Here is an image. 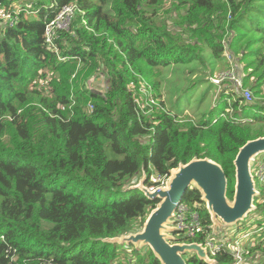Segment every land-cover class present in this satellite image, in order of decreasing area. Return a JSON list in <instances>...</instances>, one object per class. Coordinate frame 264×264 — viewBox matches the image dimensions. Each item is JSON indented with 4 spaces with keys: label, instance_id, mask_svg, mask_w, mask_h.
I'll list each match as a JSON object with an SVG mask.
<instances>
[{
    "label": "trees",
    "instance_id": "16d2710c",
    "mask_svg": "<svg viewBox=\"0 0 264 264\" xmlns=\"http://www.w3.org/2000/svg\"><path fill=\"white\" fill-rule=\"evenodd\" d=\"M166 3L171 10L163 12ZM11 4L0 0V264H160L147 247L105 241L139 231L155 208L158 200L133 188L143 176L150 188L153 176L170 177L194 158L221 166L232 199L238 150L264 137V101L253 99L264 84V0ZM69 5L79 11L67 30L52 26L48 41L47 29ZM238 53L250 103L217 93L209 81L217 65L239 71L232 68ZM167 68L175 71L171 90L161 81ZM101 76L105 93L90 82ZM253 76L257 83L248 87ZM202 81L216 89L212 109L222 111L194 120L177 104ZM254 107L262 113L243 117ZM257 191L255 210L233 229H249L250 254L264 264V184ZM182 203L198 214L202 232L175 239L211 241L200 194L191 188ZM213 259L235 263L228 247Z\"/></svg>",
    "mask_w": 264,
    "mask_h": 264
},
{
    "label": "water",
    "instance_id": "95a60500",
    "mask_svg": "<svg viewBox=\"0 0 264 264\" xmlns=\"http://www.w3.org/2000/svg\"><path fill=\"white\" fill-rule=\"evenodd\" d=\"M264 154V137L246 142L233 161L234 189L232 199L226 196L227 181L221 166L204 158H194L170 173L163 188L150 191L144 186L145 178L133 188L139 189L149 200H158L142 228L127 235L106 240L119 245L132 244L135 248L147 247L160 264H187L185 255L194 256L204 264H216L202 245L178 242L173 234V213L189 189H195L210 217V230L216 235L223 227L231 228L243 222L255 209L258 191L251 174L254 160Z\"/></svg>",
    "mask_w": 264,
    "mask_h": 264
},
{
    "label": "rangeland",
    "instance_id": "374dc122",
    "mask_svg": "<svg viewBox=\"0 0 264 264\" xmlns=\"http://www.w3.org/2000/svg\"><path fill=\"white\" fill-rule=\"evenodd\" d=\"M10 1L12 2L11 7L13 9L14 8L16 9V8H19V6L21 5L20 2L23 1V0H10ZM41 1L46 4V7H49L50 4L52 3V0H41ZM167 10H171V5L169 3L165 4V6H164L162 11L166 12ZM33 15L36 16V14H33ZM5 19H7V18H5ZM5 21L6 20H4L3 22H5ZM66 25H67V23L62 24V22H61V26H66ZM229 55H231V54H230V50H229V48L227 46V52H225V57L228 58ZM236 57L238 58V61L237 62L236 61L232 62V68L236 69V67H238L239 71L241 72V75L244 76V74H247L249 72L246 69V63L245 62H240L241 53H238L236 55ZM215 72L216 73L214 74V76L209 78L210 82H211V79L212 80L213 79H217L218 77H220V75H222L224 73H227V67L226 66H218L217 65L215 67ZM194 74L197 75L198 72H195ZM194 74H192V75H190L188 77L189 79L192 80V82L196 81L195 79H193ZM162 76H164V78H165L164 81L161 80L163 82L162 84L163 85L166 84L168 86V88L170 86L171 81H175V71L173 69H170V68L165 69V71L162 74ZM236 76L238 77L237 74H236ZM257 78H258V76L251 77L248 87H251L254 84H256L257 83ZM90 82H91L92 88L94 90H96L97 92L105 93V91L107 90V87H108L107 82L105 81V79L102 76L94 78ZM241 82H242V79H241ZM186 84H190V83H184L183 85H186ZM160 86H161V83H160ZM181 86H182V83H181ZM216 89L214 87H210V85L207 82L202 81V83H200L197 87L189 89V92H186L185 94L182 95V97H180V99L178 101V104H177V110L176 111H180L183 115H186V116H188V117H190V118H192L194 120L198 119L201 114H209L211 112H212V117H214V118L217 117L219 115V113L222 111V108H217V109H214V110L212 109V107L215 105ZM258 90H259L260 94H259L258 97H254L253 96L254 102L255 101L263 102L264 101V84L260 85ZM162 94H164V91H162ZM234 98L235 97L233 96V99ZM159 99L161 100V97ZM164 100H165V102H167L168 101V97H165ZM154 102L157 103L156 101H154ZM179 103H180V105H179ZM255 111L257 113H262L261 111H258L256 109V107H254L251 111L244 112L243 117H245V116L252 117V116H254L256 114ZM232 113L233 112H231L230 109H228L226 111L225 115H227V114L231 115ZM259 162H262V163L264 162V154L259 155L257 157L256 161H255V164L251 167V174H252V176L254 178V182H255L256 188H258L260 186V183L258 182V177H257L258 169H259V167H258V163ZM168 178H169V175L167 176V180H168ZM166 183H167V181L165 182V184ZM165 184H164V186H165ZM164 186H162V188ZM154 188L155 187H153V189ZM254 205H255V208H256V203H254ZM261 218H263V217H261ZM251 229H256V227L252 226ZM245 230H247V229L242 230V232H244ZM234 232L230 228L223 227V229L218 230L216 235L211 234L210 239L216 245L217 244H222L223 246H227L228 248L233 249L234 237H238L239 238V237L243 236V235H241V233H238V235H235ZM248 238L249 237H245L243 239V241L245 242L246 239H248ZM260 251L264 253V249L260 248ZM244 254L246 256H244ZM257 258L258 257L256 256V253L251 252V254H250V251L248 249H245L244 253H243V256H242V263L241 264H257V260H258Z\"/></svg>",
    "mask_w": 264,
    "mask_h": 264
},
{
    "label": "built area",
    "instance_id": "2783aa9c",
    "mask_svg": "<svg viewBox=\"0 0 264 264\" xmlns=\"http://www.w3.org/2000/svg\"><path fill=\"white\" fill-rule=\"evenodd\" d=\"M79 10L75 5H69L64 7L57 18L50 24L49 29H47V36L48 41L51 36V27L57 26L60 30H67L69 24L71 23L72 16L75 12H78ZM7 18V19H5ZM9 16H3L2 20H8ZM62 24L67 23L66 26H61ZM223 82H228V85H222ZM211 83L214 84L217 87V93L221 90H226L227 92H233L236 96H241L247 103L252 102V95L251 92L243 89L242 82L240 81L239 77L236 76L235 72H227L217 79H211ZM151 103H154L152 100ZM258 182L262 185L264 184V162L258 163ZM169 179V178H168ZM167 180V176L165 177H157L153 176L151 178L152 185L150 188H148L150 191H153L155 189H160L162 186H164L165 182ZM153 187H155L153 189ZM172 227L175 229V233H177L179 236L182 234L186 236L187 238H195L196 235L200 234L202 232V227L199 221L198 214L196 212L190 211L188 207L183 204L182 202L180 205L177 206L173 213L172 218ZM206 241L204 245H202L203 248L206 249L208 252V256L210 259H213L215 254L218 250L222 249L223 245L214 244L212 241L208 240L207 235ZM174 237V236H173ZM175 238V237H174ZM179 242V241H178ZM238 245V243L236 244ZM235 263L234 264H241L242 263V252L233 251Z\"/></svg>",
    "mask_w": 264,
    "mask_h": 264
},
{
    "label": "crops",
    "instance_id": "0c3cea01",
    "mask_svg": "<svg viewBox=\"0 0 264 264\" xmlns=\"http://www.w3.org/2000/svg\"><path fill=\"white\" fill-rule=\"evenodd\" d=\"M237 68V67H236ZM235 71V70H234ZM235 73L238 75V76H240L241 75V73L239 72V71H235ZM257 159V158H256ZM256 159L254 160V163H253V165L255 164V161H256ZM260 186H262L261 184H260ZM257 189V188H256ZM258 194H259V192H258ZM248 224H251V223H248ZM248 224H247V226H248ZM230 229H232L233 230V232H234V229H233V227H231ZM253 230V229H252ZM226 231V230H225ZM246 232H239V233H241V235H243V236H241V237H234V245H233V249H231L230 248V250L233 252V251H237L238 250V252H244V250L245 249H250V243H251V241H250V232H249V229H248V231L247 230H245ZM234 234L235 235H238V233H235L234 232ZM245 237H249L248 239H246V241L244 242L243 241V239L245 238ZM238 243V245H236ZM219 245H222V244H219ZM250 251V250H249ZM234 254V253H233ZM247 261V260H246Z\"/></svg>",
    "mask_w": 264,
    "mask_h": 264
},
{
    "label": "bare ground",
    "instance_id": "6f19581e",
    "mask_svg": "<svg viewBox=\"0 0 264 264\" xmlns=\"http://www.w3.org/2000/svg\"><path fill=\"white\" fill-rule=\"evenodd\" d=\"M238 77H239V79H240V81H241V79H242V76H241V77H240V76H238ZM179 205H180V204H179ZM176 208H177V207H176ZM222 247L224 248V247H227V246H222Z\"/></svg>",
    "mask_w": 264,
    "mask_h": 264
}]
</instances>
